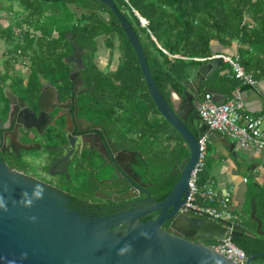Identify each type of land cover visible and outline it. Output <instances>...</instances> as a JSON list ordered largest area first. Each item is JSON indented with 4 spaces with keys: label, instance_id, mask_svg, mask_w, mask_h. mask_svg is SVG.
<instances>
[{
    "label": "trees",
    "instance_id": "16d2710c",
    "mask_svg": "<svg viewBox=\"0 0 264 264\" xmlns=\"http://www.w3.org/2000/svg\"><path fill=\"white\" fill-rule=\"evenodd\" d=\"M15 1L21 10L16 12L14 25L20 30V23H26L31 29H37L38 34L26 29L13 32L10 25L0 27V36L6 44L4 52L15 53L19 49L28 57L30 79L31 73L43 72L53 76L67 68L62 55L69 50L66 34L72 33L73 39L86 53L83 77L87 83L95 84L89 93L95 94L96 104L101 110L106 106L104 110L109 118L107 131L124 147H135L141 151L147 166V179L152 182L151 191L160 200L177 177L178 172L171 171L173 164L186 157L187 149L179 134L155 109L134 52L112 11L97 0ZM40 1L47 3L49 9H43ZM112 1L135 31L150 76L165 99L168 88L180 92L181 82L189 70L215 54L211 53L212 40L221 47H231L238 54L243 69L253 72L264 70V0ZM69 3L77 4L79 11L70 8ZM0 7L5 6L0 3ZM82 8H95L97 11H84ZM100 11H105L107 16L99 15ZM138 16L144 20V25L140 24ZM243 18L246 22H242ZM248 22L250 27L246 25ZM105 32L110 33L112 40L105 41L104 46L113 48V39H116L118 58L114 69L101 73L91 61V55L97 49L95 36ZM14 44L17 45L13 50L11 45ZM9 66V59H4L3 71L6 72ZM213 75H219L222 81H230L229 87L237 82L231 72L225 75L217 70ZM5 77V74L0 75V83ZM16 83L19 93L25 94L28 100L36 98L38 87L35 82L29 81L24 88L21 81ZM117 112L122 113L125 120L120 121V127L114 124L120 119ZM201 179L199 172L197 182L200 183ZM72 194L79 195L74 191ZM256 196L260 208L264 207V195ZM256 215L264 230V210L261 215ZM251 225L253 228V221ZM213 241L215 239H206L205 244ZM232 241L246 255L263 250V236H251L243 231Z\"/></svg>",
    "mask_w": 264,
    "mask_h": 264
},
{
    "label": "water",
    "instance_id": "95a60500",
    "mask_svg": "<svg viewBox=\"0 0 264 264\" xmlns=\"http://www.w3.org/2000/svg\"><path fill=\"white\" fill-rule=\"evenodd\" d=\"M97 1L105 4L114 14L134 52L155 109L179 134L187 155L177 167L178 174L170 190L160 200L133 208L130 202L97 203L85 200L27 172L15 171L4 160L1 161L0 264H235L204 243L160 228L165 219H169V225L175 228L188 222L190 226L187 227L193 228L197 237L204 239H220L227 233L233 239L244 231L235 224L229 230L206 218H194V222H190L182 219L181 215L185 212H178L187 193L189 172L198 155L196 138L206 132L215 144L214 136L220 137L221 134L216 130H207L206 124L193 110L204 93H215L204 82L220 65V58L210 57L191 68L181 82V91L168 88L165 99L150 76L130 22L112 0ZM138 19L140 24L144 21L140 16ZM76 62L81 66L79 58ZM74 69L75 65L72 66ZM45 92L40 91L36 99L39 108L44 99H48ZM2 93L9 104L8 121L17 100L21 101V98L10 93L7 87L2 89ZM33 147L39 145L27 148ZM53 163L54 160L47 168ZM148 211H157V214L152 219L139 221V216ZM249 216L255 221V233L264 236L252 207ZM257 255L260 254L247 255L245 264H252L251 259Z\"/></svg>",
    "mask_w": 264,
    "mask_h": 264
},
{
    "label": "flooded vegetation",
    "instance_id": "af4514ba",
    "mask_svg": "<svg viewBox=\"0 0 264 264\" xmlns=\"http://www.w3.org/2000/svg\"><path fill=\"white\" fill-rule=\"evenodd\" d=\"M72 9L79 11V6ZM82 9L97 11L95 8ZM98 14L104 15V18L107 16L105 11H100ZM20 27L18 30L16 26L15 32L26 29L32 34H38L37 29H31L26 23L21 22ZM66 38L69 50L62 55V59L67 68L65 71L54 73L50 79L45 77L43 72L36 76L39 80L30 79L27 64L23 75L20 71L14 75L17 71L13 70L14 68H7L6 72L0 69V75H10L0 83V96L3 99L0 100V162L4 160L15 171L27 172L38 180L70 193H73L72 183L77 179L84 192L76 195L91 202H130L133 208L148 206L158 201L151 191L152 182L147 179L145 172L147 166L141 151L135 147H124L107 131L109 118L104 110L106 106L101 110L96 104L95 94L89 93L95 88V84L87 83L83 77L86 53L73 39L72 33H67ZM108 39L112 40L110 33L96 35V50L98 51L100 44L105 47L104 42ZM113 41L116 42V39ZM112 51L116 54L115 62H112ZM77 58L81 60V66H78ZM117 58L118 51L108 48L105 57L99 60L98 56L96 57L100 65L97 62L93 63L101 73H106L115 68ZM112 63H114L113 68H110ZM73 65H75L74 70H72ZM104 65L106 69H101ZM11 78L21 81L23 88L29 84V81L35 82L34 85L38 87L36 98L28 100L25 94L16 92L10 86L11 81L6 80ZM4 87L21 98V101L17 100L15 110L8 121L9 104L2 93ZM42 90L46 91L48 99L45 98L39 108L36 99ZM193 110L196 111V106ZM35 145L39 147L27 148ZM52 160H54L52 167L47 168ZM179 163L180 161L173 164L171 171H177ZM84 171L87 173L78 177V174ZM150 214L153 215L150 217ZM156 214L157 211H148L139 216L138 220L152 219ZM181 217L190 222H194V218H205L190 212H185ZM187 226H190V223L183 222L177 228L172 227L169 225V219H165L160 224V228L165 231L184 235L205 244L206 239L198 238L194 229ZM260 229L263 230L261 227ZM243 230L244 233L253 234L251 236H261L255 233V228L249 227L248 230L246 228ZM237 236L239 235L235 238ZM262 244L263 250L254 252L260 255L251 259L252 264H264V243Z\"/></svg>",
    "mask_w": 264,
    "mask_h": 264
},
{
    "label": "built area",
    "instance_id": "2783aa9c",
    "mask_svg": "<svg viewBox=\"0 0 264 264\" xmlns=\"http://www.w3.org/2000/svg\"><path fill=\"white\" fill-rule=\"evenodd\" d=\"M242 22H246L245 18L242 19ZM141 24L144 25V21ZM246 25L251 26L249 22ZM16 52L18 53L19 49H16ZM213 56L226 62L230 66L231 75L240 83L254 86L253 71L243 69L236 52L219 53L210 57ZM23 67L26 68V64H23ZM262 101L264 102V96H262ZM242 106L243 101L239 88L236 86L231 90L228 98L220 101H215L209 93H204L196 106V113L199 120L204 122L209 130H216L224 134L240 147H254L264 151V110L251 116L241 112ZM206 141L207 134L197 137V159L189 172L187 193L178 212H190L197 216H203L230 230L231 225L238 221L237 215L232 210L230 189L219 190L212 181L197 182V173L204 163ZM242 180L244 181L245 178ZM207 246L235 264H245L246 262L247 255L233 243L229 233L223 238L215 239Z\"/></svg>",
    "mask_w": 264,
    "mask_h": 264
},
{
    "label": "crops",
    "instance_id": "0c3cea01",
    "mask_svg": "<svg viewBox=\"0 0 264 264\" xmlns=\"http://www.w3.org/2000/svg\"><path fill=\"white\" fill-rule=\"evenodd\" d=\"M234 45L233 43V46ZM210 46L211 53L213 54L214 52L215 54H219V52L231 54L233 52L231 47H221L217 45L215 40L210 41ZM3 53L4 55L2 56L5 57L4 59H9L10 66L8 68H14L13 70H17L19 67L21 70L26 69L23 67V64H27L28 62V57L26 58L25 54H22L20 51L18 53ZM0 69L3 70V67ZM217 70L219 74L222 73L225 75L231 72L230 66L222 61L214 72ZM256 72L257 71L253 72V77L255 79L254 86L242 84L235 78L237 82H234L235 85L229 87L230 81H222L218 77L219 75H213V77H211V75L204 83L215 91V93L211 95L215 101L228 98L231 90L237 86L243 101L241 112L254 116L264 110V102L262 101V96H264V70L262 72ZM214 143L215 144H213L209 138L206 141L204 163L200 171V176L202 178L200 183L212 181L219 190L230 189L232 210L238 218L235 225L248 230V228L252 226L251 221H253V228H255V221L250 218L249 211L252 207L253 215L257 217L256 213L261 215L262 210H264L263 206L260 208L256 196V194L261 193L264 195V151L254 147H240L234 140L228 138L224 134H220V137L214 136ZM209 147L214 153L216 164L213 167L208 165L206 169V148ZM242 178H245V180L243 181ZM247 178H249V183Z\"/></svg>",
    "mask_w": 264,
    "mask_h": 264
},
{
    "label": "rangeland",
    "instance_id": "374dc122",
    "mask_svg": "<svg viewBox=\"0 0 264 264\" xmlns=\"http://www.w3.org/2000/svg\"><path fill=\"white\" fill-rule=\"evenodd\" d=\"M0 3L3 5V6H5V7H3V8H0V27L1 28H5L6 26H8V25H10V28L12 29V31L13 32H15L16 31V25L14 26V23H13V20H14V18H15V15H17V13L16 12H18L19 10H21V8L19 7V5H17V2L14 0V1H10V0H0ZM40 3H41V5L43 6L42 8L43 9H49L48 7H47V3H45V2H41L40 1ZM69 5V7L70 8H73V7H75V6H77V4H74V3H69L68 4ZM46 12H47V10H46ZM21 14V13H20ZM103 17H104V15H102ZM6 44L4 43V41H3V39H2V37L0 36V67H2V61L4 60V56H2V55H4V50H6V46H5ZM15 45H17V44H14V46L13 45H11L12 47H11V49H15L16 48V46ZM98 46H100V48L98 49V51L97 50H95L93 53H92V58H91V61L92 62H94V63H96L97 62V64L98 65H100V62L98 61L99 60V58H103V57H105L106 56V54H107V49H108V47H103L101 44L100 45H98ZM116 49V44H115V42H114V46H113V50H115ZM97 52H98V60H96V54H97ZM112 56H111V58H112V62H115V51H112ZM111 58L109 59V61L111 62ZM109 63V62H108ZM113 64L114 63H112L111 65H110V68H113ZM101 69H106V67H105V65L103 66V67H101ZM20 70V73H21V75H23L25 72H23L24 70L22 69H20V67L17 69V71H15L14 72V75H16V74H18L19 71ZM9 74H11V73H9ZM37 75H39V73H31V79H34V81H36V80H39L36 76ZM45 75V77H47V78H51V76L50 75H48V73H45L44 74ZM6 77L7 78H9L10 77V75H6ZM6 80H9V81H11V86L15 89V91L16 92H19V90H20V88L18 89V84L16 83V80L15 79H6ZM88 96H89V94H88ZM0 100L1 101H3V99H2V97L0 96ZM116 115L118 116V118H120L119 120H115L114 121V124H116L118 127H120V121H122V122H124L125 120H124V118L122 117V113L121 114H119L118 112L116 113ZM121 116V117H120ZM205 168L207 169V166L208 165H210V167H213L215 164H216V159L214 158V153H213V151H212V149L209 147V148H206V157H205ZM85 173H87V171H84V172H80L79 174H78V177L79 176H82V175H84ZM36 175V174H35ZM77 177V178H78ZM248 179V183H249V178H247ZM72 184H74V188H73V191L74 192H77V193H79V194H81V192H84V188L78 183V181H77V179H75L74 180V182L72 183ZM72 186V185H71ZM72 188V187H71Z\"/></svg>",
    "mask_w": 264,
    "mask_h": 264
},
{
    "label": "bare ground",
    "instance_id": "6f19581e",
    "mask_svg": "<svg viewBox=\"0 0 264 264\" xmlns=\"http://www.w3.org/2000/svg\"><path fill=\"white\" fill-rule=\"evenodd\" d=\"M207 130H209V129L207 128ZM209 131H210V130H209ZM202 134H207V133L204 132V133H202ZM202 134H201V135H202ZM198 137H199V136H198ZM207 140H208V135H207ZM196 141H197V138H196ZM197 144H198V143H197ZM202 168H203V167H202ZM202 168H201V170H202ZM201 170H200V171H201ZM200 171H199V172H200ZM199 172H198V173H199ZM198 173H197V175H198Z\"/></svg>",
    "mask_w": 264,
    "mask_h": 264
}]
</instances>
